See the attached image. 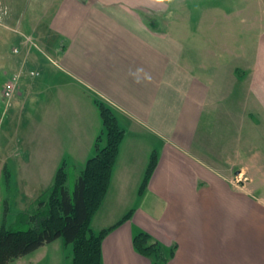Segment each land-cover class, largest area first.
<instances>
[{"label":"crops","instance_id":"1","mask_svg":"<svg viewBox=\"0 0 264 264\" xmlns=\"http://www.w3.org/2000/svg\"><path fill=\"white\" fill-rule=\"evenodd\" d=\"M32 1L39 24L31 26L37 32L40 22L46 25L51 54H32L25 46L15 63L21 78L14 99L21 105L33 99L37 114L20 179H12L25 188L27 208L39 196L33 189L49 188L62 163L78 172L96 153L102 131L93 102L98 96L115 110L126 135L92 228H109L131 212L103 240V264H152L134 248L139 232L177 247L166 264H264V193L246 192L230 173L232 156L243 172L245 158L254 164L264 158V0H248L232 13L238 22L225 19L221 6L208 9L221 15L208 16L204 78L185 52L191 20L160 18L181 3ZM219 25L225 31L215 30ZM225 120L235 132L217 142L214 126ZM205 125L208 132L202 133ZM245 125L246 138L239 133ZM152 154L157 165L141 192ZM218 155H226L224 165ZM10 178L0 153V183Z\"/></svg>","mask_w":264,"mask_h":264},{"label":"rangeland","instance_id":"2","mask_svg":"<svg viewBox=\"0 0 264 264\" xmlns=\"http://www.w3.org/2000/svg\"><path fill=\"white\" fill-rule=\"evenodd\" d=\"M166 2L170 4L181 3V8L165 12L160 18L164 20L174 19L181 22L182 19L191 20L192 25L188 26L190 30L189 36L186 38V40L191 41L185 43V52L186 56L195 62L194 72L201 78L206 77V73L208 74V16L211 12L221 15L218 11H210L208 9L221 6L228 14L225 19L230 21V18H232L234 22H238L232 13L236 14L245 4L246 6L251 4L248 3V0H166ZM32 7V0H0V153L5 157L8 171L12 174L11 181L8 179L6 183H0V227L5 225L9 228L16 220L18 213L24 211L30 203L29 199L23 196L25 188L21 186V182L13 181L12 179H20L19 168L22 167L23 154L28 145L27 135L35 125L36 108L31 103L33 99L27 103L25 101L21 105V103H16L14 94L10 98L5 97L4 89L6 83L11 80L13 75L19 72V64L16 65L15 63L22 59V52L25 46L26 50L30 48L32 54H51L44 42V34L47 32L46 25L40 22L37 32H34V26H31V23L35 24V26L39 24L37 20L33 19L35 18V10ZM248 13H252V11ZM20 17L23 20V25H20ZM227 20L225 25L229 23ZM173 28L172 23L167 27L171 31ZM239 28L233 27L230 29L238 30ZM223 29L219 25L215 30L221 31ZM16 48L19 50L18 53L15 52ZM26 67L30 70L28 63ZM29 70H25L24 74L26 72L29 74ZM20 90L23 91V89ZM213 119V117H209L211 122V124L209 123V128H212ZM222 127L225 129L223 130ZM233 127L234 124L232 122L229 123L225 120L222 126L221 124L214 126V135L217 140L219 137L221 139L223 137L227 139L228 137L229 139L230 135H233ZM206 129V125L202 126V133L208 132V129ZM227 130L228 132L226 133ZM249 131L247 125L239 128V133H244L245 138L249 135ZM103 144H105V141H103ZM218 156V165H224L226 163V155L222 156V158L220 155ZM231 158L230 165L233 167L230 173L234 184H238L236 180H239V184L241 182L244 183L243 186L246 192L261 189V192L264 193L263 187L258 188L264 184V162H261L264 158L261 157L256 164L248 157L245 158L243 165H241L244 166V172L242 167L240 169V166H235L237 163L236 156ZM68 163L71 164L70 161ZM237 168L239 174L236 177ZM68 171V186L72 188L78 172L70 169V167ZM7 174V171H4L5 177H7ZM47 188L46 186L38 187L34 188L33 191L37 197ZM42 247L37 252L24 256L12 264H72V248L71 246H64L62 240L58 239Z\"/></svg>","mask_w":264,"mask_h":264},{"label":"trees","instance_id":"3","mask_svg":"<svg viewBox=\"0 0 264 264\" xmlns=\"http://www.w3.org/2000/svg\"><path fill=\"white\" fill-rule=\"evenodd\" d=\"M93 102L102 120V131L95 141V155L79 169L72 188L68 186L69 166L62 163L53 184L29 208L19 212L9 228L0 227V264H9L58 239L64 246H71L72 264H103V240L131 217L130 212L115 225L98 232L92 228L93 217L107 194L126 135L115 110L98 96L93 97ZM156 165V154H152L141 192L146 189ZM133 245L152 264L168 263L177 249L175 245L165 247L146 232L137 233Z\"/></svg>","mask_w":264,"mask_h":264},{"label":"built area","instance_id":"4","mask_svg":"<svg viewBox=\"0 0 264 264\" xmlns=\"http://www.w3.org/2000/svg\"><path fill=\"white\" fill-rule=\"evenodd\" d=\"M15 52L18 53V50L15 49ZM32 76L38 75V73L36 72H31L30 73ZM21 74L17 73L15 75H13V77L11 78V80H9L6 85H5V89H4V96L7 98H10L16 91L17 89V85L18 82L20 80Z\"/></svg>","mask_w":264,"mask_h":264}]
</instances>
